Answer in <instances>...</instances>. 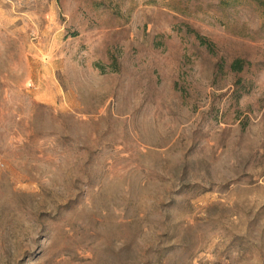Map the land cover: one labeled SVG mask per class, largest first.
<instances>
[{
  "label": "rangeland",
  "instance_id": "rangeland-1",
  "mask_svg": "<svg viewBox=\"0 0 264 264\" xmlns=\"http://www.w3.org/2000/svg\"><path fill=\"white\" fill-rule=\"evenodd\" d=\"M0 264H264V0H0Z\"/></svg>",
  "mask_w": 264,
  "mask_h": 264
},
{
  "label": "trees",
  "instance_id": "trees-1",
  "mask_svg": "<svg viewBox=\"0 0 264 264\" xmlns=\"http://www.w3.org/2000/svg\"><path fill=\"white\" fill-rule=\"evenodd\" d=\"M220 3L224 6H226V5H237L238 3H239V0H220ZM237 65H238V61H236V62H234V64L232 65V68H238L239 69V67H237ZM237 69V70H238Z\"/></svg>",
  "mask_w": 264,
  "mask_h": 264
}]
</instances>
